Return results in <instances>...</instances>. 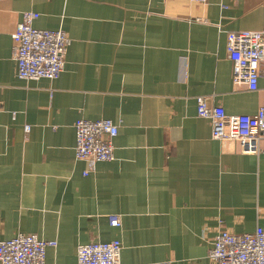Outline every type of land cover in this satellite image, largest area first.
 <instances>
[{
	"label": "crops",
	"instance_id": "1",
	"mask_svg": "<svg viewBox=\"0 0 264 264\" xmlns=\"http://www.w3.org/2000/svg\"><path fill=\"white\" fill-rule=\"evenodd\" d=\"M263 4L0 0V239L54 241L45 264H76L77 245L114 239L121 264H213L218 230L264 229V153L213 139L196 113L199 96L228 114L264 105V63L249 90L226 52L228 32L262 28ZM25 10L70 38L55 79L16 75L11 34ZM79 118L118 125L114 159L87 175Z\"/></svg>",
	"mask_w": 264,
	"mask_h": 264
},
{
	"label": "built area",
	"instance_id": "2",
	"mask_svg": "<svg viewBox=\"0 0 264 264\" xmlns=\"http://www.w3.org/2000/svg\"><path fill=\"white\" fill-rule=\"evenodd\" d=\"M190 1L205 3L207 0ZM38 16L34 11H23L11 34L12 57L16 75L21 79H55L64 66L70 38L62 29L35 27L33 22ZM262 20L259 30L230 31L226 38L232 81L236 85L244 84L249 90L257 89L260 64L264 63V4ZM196 100V113L210 120L213 139L234 142L242 153H264V105L254 114H228L221 106L209 105L204 96ZM73 126L75 156L87 164L84 175L93 171L96 163L114 159L116 123L108 118H79ZM111 222L118 224L113 216ZM54 244L35 234L0 239V264H45L46 248ZM120 251L121 243L116 239L79 244L76 264H121ZM208 257L213 264H264V229L258 226L252 232L240 234L218 230Z\"/></svg>",
	"mask_w": 264,
	"mask_h": 264
}]
</instances>
